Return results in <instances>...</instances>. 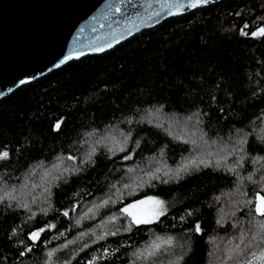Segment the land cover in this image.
Masks as SVG:
<instances>
[{
	"label": "trees",
	"instance_id": "trees-1",
	"mask_svg": "<svg viewBox=\"0 0 264 264\" xmlns=\"http://www.w3.org/2000/svg\"><path fill=\"white\" fill-rule=\"evenodd\" d=\"M261 28L264 0H224L0 101V264H148L158 245L169 264L264 253ZM152 199L151 223L122 211Z\"/></svg>",
	"mask_w": 264,
	"mask_h": 264
},
{
	"label": "water",
	"instance_id": "water-1",
	"mask_svg": "<svg viewBox=\"0 0 264 264\" xmlns=\"http://www.w3.org/2000/svg\"><path fill=\"white\" fill-rule=\"evenodd\" d=\"M224 0H0V101L71 62Z\"/></svg>",
	"mask_w": 264,
	"mask_h": 264
},
{
	"label": "snow or ice",
	"instance_id": "snow-or-ice-1",
	"mask_svg": "<svg viewBox=\"0 0 264 264\" xmlns=\"http://www.w3.org/2000/svg\"><path fill=\"white\" fill-rule=\"evenodd\" d=\"M200 2L207 3L208 0H200ZM252 35L264 36V28H261L258 33L257 32L252 33ZM58 127L59 125H57V128ZM8 156L9 153L7 151L0 152V159H6ZM201 163H203V161ZM192 164L195 165V161H192ZM187 170H188V165H185L184 168L179 169L177 171V176H179V173L181 171H187ZM104 203H107V201H105ZM148 203L152 204L153 207L147 211L143 210L141 208V205ZM122 211L127 216L131 217L132 222L134 224H147V223H151L154 220V218L163 214V202L159 200L139 201L138 203L130 204L124 207ZM255 212L260 216H264V195H260V194L256 195ZM64 215H68V213L65 212ZM197 230H199V226H197ZM41 231H43V229H41ZM39 235L40 232H34L31 235V239L36 240L38 239ZM28 250L30 251L31 249ZM249 264H251V262H249ZM259 264H264V257L261 258Z\"/></svg>",
	"mask_w": 264,
	"mask_h": 264
},
{
	"label": "rangeland",
	"instance_id": "rangeland-1",
	"mask_svg": "<svg viewBox=\"0 0 264 264\" xmlns=\"http://www.w3.org/2000/svg\"><path fill=\"white\" fill-rule=\"evenodd\" d=\"M147 201H149V200H147ZM152 207H153V205L150 204V203L141 205V208L143 210H145V211L151 209ZM161 250H162V247L159 246V245H158V247L153 248L151 250V252L149 253V255L146 257V260H147L146 262H148V264H169L170 262H176L175 260L178 259L177 258L178 255L172 254V251L169 250L168 246H167L166 251L164 252V254L161 253ZM161 255H163V257H164L163 261L162 262H156L155 259H157V256H161ZM262 257H264V253L260 254L257 257H255L254 260L251 262V264H259V262H260ZM180 260H182V258Z\"/></svg>",
	"mask_w": 264,
	"mask_h": 264
}]
</instances>
